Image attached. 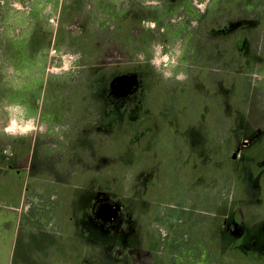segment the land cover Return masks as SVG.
I'll return each instance as SVG.
<instances>
[{"label":"rangeland","instance_id":"obj_1","mask_svg":"<svg viewBox=\"0 0 264 264\" xmlns=\"http://www.w3.org/2000/svg\"><path fill=\"white\" fill-rule=\"evenodd\" d=\"M0 264H264V0H0Z\"/></svg>","mask_w":264,"mask_h":264},{"label":"flooded vegetation","instance_id":"obj_2","mask_svg":"<svg viewBox=\"0 0 264 264\" xmlns=\"http://www.w3.org/2000/svg\"><path fill=\"white\" fill-rule=\"evenodd\" d=\"M112 202L114 201L104 197V192H96L94 200L89 209V211L91 212V218L94 220V222L97 221L100 225L104 227V221L107 219V217H109V215L112 216L116 213L114 208L110 209L109 211L106 210V212H104L105 206L107 204H112ZM125 215L126 214L123 212H120L118 215H116L115 218L117 222L114 221L115 224L113 223L114 225L113 226L111 225L110 227L111 228L115 227V229H117V227L119 226V230H122L121 231L122 236H117L121 241V243H117V246L115 247L116 252L119 253L120 255L119 256L115 255L116 257L114 256L113 260L116 262L123 261L124 263L125 262L128 263L130 260L129 258L135 255L134 253H137L136 256L138 257L141 256L142 254H145L143 247L145 236L142 235L140 236L141 231L139 229H137L135 234L134 233L130 234L129 231H133L134 226H131L130 223L126 224V222H129L130 220L127 217H125ZM130 239H133L134 242L136 241L134 246L133 245L131 246V244L128 243ZM115 245L116 243L113 244V246Z\"/></svg>","mask_w":264,"mask_h":264},{"label":"crops","instance_id":"obj_3","mask_svg":"<svg viewBox=\"0 0 264 264\" xmlns=\"http://www.w3.org/2000/svg\"><path fill=\"white\" fill-rule=\"evenodd\" d=\"M90 189L91 188L85 186L81 191L89 195ZM92 202H88V206H87V203L83 204L82 209L84 210V212L79 211L80 204L79 205L73 204L74 207L73 208L71 207L72 209L70 208L67 209V212H66V209L63 208L61 210V217L65 216L66 214L65 216L66 218H68L67 215L73 218L72 220L69 219V222H68L69 224H67L68 225V228H67L68 231L66 230L68 232L67 234L69 235L71 234L70 236H86L85 241H86L88 249L92 247H98L99 249H103L104 248V227L100 225L97 221L94 222V220L91 218V212L89 211V209H90ZM80 210H81V207H80ZM62 221H63V224L66 223V221L64 220ZM65 227L67 226L65 225ZM72 230H73V234L70 233L72 232Z\"/></svg>","mask_w":264,"mask_h":264}]
</instances>
